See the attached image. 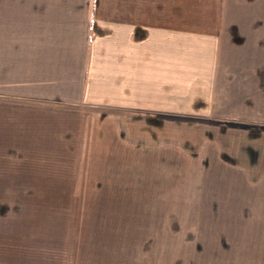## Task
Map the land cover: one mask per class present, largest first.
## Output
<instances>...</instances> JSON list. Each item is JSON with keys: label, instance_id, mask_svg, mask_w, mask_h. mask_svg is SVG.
I'll list each match as a JSON object with an SVG mask.
<instances>
[{"label": "crops", "instance_id": "1", "mask_svg": "<svg viewBox=\"0 0 264 264\" xmlns=\"http://www.w3.org/2000/svg\"><path fill=\"white\" fill-rule=\"evenodd\" d=\"M43 194L87 218L27 219ZM133 194L182 195L156 208L194 212L210 264H264V0H0V264H134Z\"/></svg>", "mask_w": 264, "mask_h": 264}, {"label": "rangeland", "instance_id": "2", "mask_svg": "<svg viewBox=\"0 0 264 264\" xmlns=\"http://www.w3.org/2000/svg\"><path fill=\"white\" fill-rule=\"evenodd\" d=\"M71 174L72 173H69L66 170L63 171L59 170L57 173L55 172L54 174L55 178L52 179H56L55 181L57 182V186H68V185L98 186L96 182L98 180H101L97 177H93L92 175L89 176V178L72 179ZM95 174L98 175V173ZM45 180H47V182L53 181L49 179H45ZM138 181L141 182L144 180L139 179ZM181 196L182 195H177V194L170 196L159 195L158 197L159 199H158L155 198L154 196L133 194L128 196L130 200V201L128 200L129 202L122 201L124 205H129V207L127 206V209L123 211L122 210L119 211L118 215H116L115 218H122V217L128 219L135 218L133 220L134 222L135 221L142 222V225H140L141 229H139L137 242H133V240L135 241V239L132 240V238L134 237H130V238L123 237L121 242L119 243V246L118 243H116L115 241L116 250L121 252L122 257L125 255H129L132 251L133 252L132 255H138V259L134 261V264H156L158 262L157 261L158 259H156L157 254H159L161 258V254L159 253V250L168 248L169 249L168 252L170 255L168 261L171 262V264H180L181 262H184L183 264L211 263V258H209L211 257V253L209 252V248H210L209 232H208L209 229L205 228L203 229V231L200 232L199 228H197V235H195L194 225L197 222L195 219L196 216H194L193 214L194 212L182 211V210L180 211L158 210V208H156V207L165 206L162 203L170 202L171 205L177 203L180 204L181 202L184 203L183 199L179 201V199L182 198ZM88 197L91 196H84L83 198V196H69V195H46V194L27 195L26 196L27 219L28 218L36 219V220L40 219L44 224H45L44 220H55L58 222L57 229L60 231V232L58 231L59 236L65 235V233L63 232L65 225L64 220L73 219V218L77 220L83 218L84 217L83 213H88V211H86L87 210L86 207L88 206V204L92 203L90 198L87 201V205L86 206L84 205L86 202V198ZM102 202L104 201L102 200ZM107 202L108 201H106V204ZM188 202L189 201H187L186 203ZM146 203L147 205H150L152 203L156 209H153L151 211L144 210L145 208L144 204ZM136 205L141 209L139 210L133 209ZM112 213H113L112 211L109 212V214ZM101 218H113V216L110 215L109 217H107L105 215L102 216ZM146 219L150 220L147 224L144 223ZM123 224H125V221L123 222ZM42 229L45 228L42 227ZM204 230H206L207 232H205ZM199 237L204 241L200 242L198 240ZM196 238H197V242H196ZM126 239L128 240L126 241ZM30 241L31 240L27 238V245L30 243ZM75 241H77V243H74L73 246L78 252L82 240L76 239ZM33 242L36 243V248L43 249V247H41L43 246V237L39 239H35V241ZM113 244H114L113 242L110 243L109 241L107 242V247L109 248V251L106 250L107 256L110 253H112L111 248L114 246ZM200 247L204 248L203 251L199 250ZM148 251H150V254H148ZM35 252L36 254H41V249L38 251L36 250ZM112 255L117 256V253L115 254L112 253ZM59 256L62 257L63 260H68L66 264H71V260H72L71 255L68 256L67 254L66 256V253L59 251L58 257ZM56 258L57 256L53 253L52 262H54ZM73 261L74 262L77 261L76 256H74ZM161 261H164V264H168L166 258ZM109 263L110 261L106 257H104L100 260L97 259L96 262H94L93 264H109Z\"/></svg>", "mask_w": 264, "mask_h": 264}]
</instances>
